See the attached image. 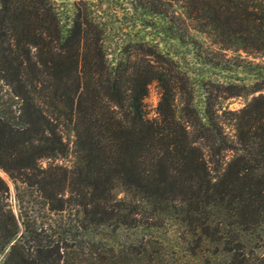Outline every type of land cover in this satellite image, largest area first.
<instances>
[{"label":"trees","instance_id":"trees-1","mask_svg":"<svg viewBox=\"0 0 264 264\" xmlns=\"http://www.w3.org/2000/svg\"><path fill=\"white\" fill-rule=\"evenodd\" d=\"M103 12L163 45L109 53ZM194 51L264 53V0L78 2L69 18L50 0H0V172L17 203L0 178V264H264V68L210 79L229 67ZM197 89L250 96L231 135L212 107L191 108Z\"/></svg>","mask_w":264,"mask_h":264},{"label":"rangeland","instance_id":"rangeland-1","mask_svg":"<svg viewBox=\"0 0 264 264\" xmlns=\"http://www.w3.org/2000/svg\"><path fill=\"white\" fill-rule=\"evenodd\" d=\"M56 11L60 13L61 17H68L72 11V6L78 2H84L86 4H95L98 5L99 2L103 3L104 0H50ZM126 0H123V2ZM124 5L119 6V9H122ZM100 11L104 9V5L101 8H98ZM106 13V12H105ZM105 13H100L102 16L101 22L104 23L105 29L108 32L106 41L104 45L108 47L107 51L111 54H116L117 51L123 46L126 40L129 38L130 40H135L136 37L144 36L145 41H151V43H159L160 46L163 45L162 38L156 33L157 29L151 28H142L141 25L135 24L132 20H129L128 16L119 15L116 19H108L105 17ZM149 23H154V25L158 22L156 19L148 20ZM157 27V25H155ZM136 34V35H135ZM197 39H202V37L195 35ZM172 53L182 61V63L186 66V68L192 73V75L204 72V69L199 68L194 62L187 56L188 51H183L182 48H176L175 51H168ZM194 53L199 54H207L212 59L214 63H218L219 65L226 64V70H210L205 71V76L210 79L215 78H235L241 79L245 83L253 82V72L252 65L261 66L264 68V53L262 54H251L246 55L241 51H194ZM215 57V58H214ZM183 59V60H182ZM226 61V63H224ZM251 66V67H250ZM196 77V76H194ZM264 94V91L262 92ZM192 109L200 110L205 104L208 107H212L216 110L217 115H222L224 118V132L227 135L232 134V128L229 126L228 119L231 114L241 109L247 102L250 100V96H239L228 99H220V98H208L204 99L202 97L200 90H194L192 94ZM158 100V89L154 82L150 83L147 89V95L143 100L144 110L146 118L153 119L155 118V106ZM181 101H177L176 109L179 111L182 107ZM0 178L5 183L8 189V199L7 204L13 214L17 213V203L13 198V190L12 185L8 178L0 172ZM23 205V204H22ZM0 257V261L2 260Z\"/></svg>","mask_w":264,"mask_h":264}]
</instances>
